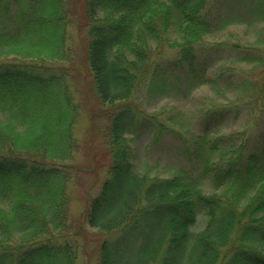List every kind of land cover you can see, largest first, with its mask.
<instances>
[{"label": "trees", "instance_id": "trees-1", "mask_svg": "<svg viewBox=\"0 0 264 264\" xmlns=\"http://www.w3.org/2000/svg\"><path fill=\"white\" fill-rule=\"evenodd\" d=\"M206 2L0 0V264H78L94 245L96 264H264V130L253 145L213 139L219 118L206 115L201 135L178 137L198 177L185 169L165 178L139 172L127 138L168 130L131 101L144 84L164 90L166 71L152 68V55L177 49L165 69L187 65L192 83L200 82L194 45L212 29ZM74 23L105 107L89 111V122L93 129L94 119L104 120L108 164L80 214L101 236L82 247L69 212L82 109L68 68L57 64L73 55ZM206 178L211 193L200 184ZM199 216L206 223L193 229Z\"/></svg>", "mask_w": 264, "mask_h": 264}, {"label": "rangeland", "instance_id": "rangeland-1", "mask_svg": "<svg viewBox=\"0 0 264 264\" xmlns=\"http://www.w3.org/2000/svg\"><path fill=\"white\" fill-rule=\"evenodd\" d=\"M206 3L202 15L212 29L194 45L196 65L201 62L195 75L200 82L192 83L187 65L165 69L177 56V49L165 46L150 58L152 68L159 66L166 71L161 75L164 90L148 91V85L144 84L131 100L146 116L155 117L168 128L159 135L153 128H149L150 132L141 129L127 135L135 168L148 176L170 177L181 169L199 176L197 163L182 153L178 137L188 140L193 135H201L208 114L219 118L218 125L208 134L213 139L239 136L253 145L264 130V104L260 99L264 90V0H207ZM78 25L74 23L70 29L73 40L68 44L73 48L72 57L57 64L68 68L70 83L82 109L74 127L80 149L70 162L77 172L70 183L69 209L72 231L79 234L78 245L82 247L92 234L96 238L101 236L98 230L85 225L80 214L87 199L99 191L108 164L100 134L104 120L94 119V128L90 127L89 111L105 107L98 104L91 85L87 53L82 34L77 32ZM91 130L95 132L89 136L87 132ZM200 182L205 193L213 191L207 178ZM205 223V217L199 216L193 229H202ZM81 254L78 264H96L95 245Z\"/></svg>", "mask_w": 264, "mask_h": 264}]
</instances>
